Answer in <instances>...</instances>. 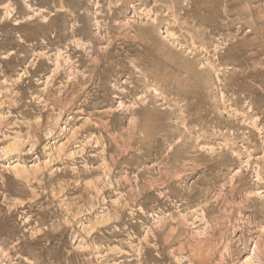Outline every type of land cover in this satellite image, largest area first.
Segmentation results:
<instances>
[{"label": "rangeland", "instance_id": "rangeland-1", "mask_svg": "<svg viewBox=\"0 0 264 264\" xmlns=\"http://www.w3.org/2000/svg\"><path fill=\"white\" fill-rule=\"evenodd\" d=\"M0 264H264V0H0Z\"/></svg>", "mask_w": 264, "mask_h": 264}, {"label": "bare ground", "instance_id": "bare-ground-1", "mask_svg": "<svg viewBox=\"0 0 264 264\" xmlns=\"http://www.w3.org/2000/svg\"><path fill=\"white\" fill-rule=\"evenodd\" d=\"M197 18V17H196ZM193 93V92H192ZM184 96H187V95H184ZM191 99V98H190ZM247 262H248V260H247ZM249 263V262H248Z\"/></svg>", "mask_w": 264, "mask_h": 264}]
</instances>
